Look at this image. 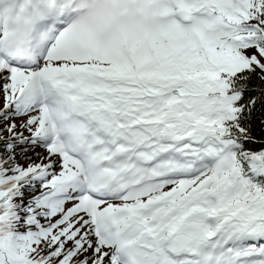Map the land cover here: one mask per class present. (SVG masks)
I'll list each match as a JSON object with an SVG mask.
<instances>
[{
    "label": "snow or ice",
    "instance_id": "obj_1",
    "mask_svg": "<svg viewBox=\"0 0 264 264\" xmlns=\"http://www.w3.org/2000/svg\"><path fill=\"white\" fill-rule=\"evenodd\" d=\"M0 264H264V0H0Z\"/></svg>",
    "mask_w": 264,
    "mask_h": 264
}]
</instances>
